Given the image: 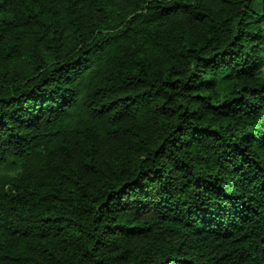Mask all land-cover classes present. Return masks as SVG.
Wrapping results in <instances>:
<instances>
[{"label": "trees", "instance_id": "trees-1", "mask_svg": "<svg viewBox=\"0 0 264 264\" xmlns=\"http://www.w3.org/2000/svg\"><path fill=\"white\" fill-rule=\"evenodd\" d=\"M0 264H264V0H0Z\"/></svg>", "mask_w": 264, "mask_h": 264}]
</instances>
